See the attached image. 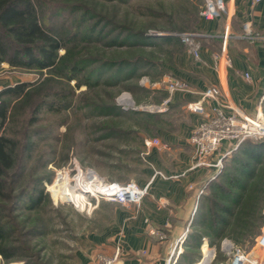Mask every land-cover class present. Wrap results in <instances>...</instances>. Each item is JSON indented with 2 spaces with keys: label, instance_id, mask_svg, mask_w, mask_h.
I'll return each mask as SVG.
<instances>
[{
  "label": "rangeland",
  "instance_id": "rangeland-1",
  "mask_svg": "<svg viewBox=\"0 0 264 264\" xmlns=\"http://www.w3.org/2000/svg\"><path fill=\"white\" fill-rule=\"evenodd\" d=\"M33 1L43 25L65 43L59 56L69 51L71 62H80V73L42 88L48 70L0 62L1 90L27 82L33 92L29 98L0 95V101L17 110L5 123L0 119V134L12 139L14 147L0 221L8 230L3 245L15 253L9 260L0 255V264H79L82 250L94 233L111 224L115 212L109 204L113 201L104 199L95 208L85 207L84 194L70 186L64 173L73 177L91 167L108 180L146 186L140 182L152 168L148 154L163 145L159 129L183 122L185 109L173 105L172 96L185 86L171 92L169 84L183 71L186 56L197 60L180 34L198 33L201 48L206 40L199 28L205 0ZM7 41L10 56L16 43ZM58 92H65L69 109L49 108ZM166 100L165 110L150 109ZM155 138L159 143L148 148L146 141ZM246 142L263 143L259 159L241 153L238 146L205 185L184 245L195 264H228L220 246L225 238L264 256L256 247L264 228V138ZM250 168L253 173L248 174ZM102 203L109 205L101 208ZM213 212L226 222L218 223Z\"/></svg>",
  "mask_w": 264,
  "mask_h": 264
},
{
  "label": "crops",
  "instance_id": "crops-1",
  "mask_svg": "<svg viewBox=\"0 0 264 264\" xmlns=\"http://www.w3.org/2000/svg\"><path fill=\"white\" fill-rule=\"evenodd\" d=\"M220 17L201 16L200 30L205 33L201 59H183L182 80L185 89L172 96L173 105H182L184 118L179 125L160 128L157 145L148 154L151 169L141 185H149L139 206L127 207L111 202L114 218L82 250L81 263L98 264L101 254L112 255L117 246L126 264H166L177 256V264H195L185 253L189 226L203 193L200 189L217 173L215 165L223 161L233 142H223L201 163L189 142L198 124L219 107L217 100L204 96L211 85L222 90L221 103L227 112L238 109L249 115L264 114V0H226ZM251 24L258 35L245 37L243 25ZM186 55V54H185ZM188 109V110H187ZM181 111V110H177ZM155 170L167 174L184 173L178 178L155 176ZM106 203V202H105ZM101 204V208L106 205ZM181 242V243H180Z\"/></svg>",
  "mask_w": 264,
  "mask_h": 264
},
{
  "label": "built area",
  "instance_id": "built-area-1",
  "mask_svg": "<svg viewBox=\"0 0 264 264\" xmlns=\"http://www.w3.org/2000/svg\"><path fill=\"white\" fill-rule=\"evenodd\" d=\"M260 1V0H257ZM226 0H205L201 16L214 18L220 17L223 10L226 9ZM245 33L249 38L254 39L258 35L251 31V24L245 23L243 25ZM182 40L190 47V51L194 54L197 60L201 59L200 44L196 41L198 33H181ZM184 83L178 79H171L169 90L174 92L177 89L184 88ZM1 91V89H0ZM204 96L217 100L219 107L215 112L202 120L198 126L193 130L189 142L195 148L196 154L201 163H207L206 158L213 154L220 145L225 141L233 142L234 146L227 152L230 154L234 149L240 146L243 142L249 139H263L264 138V114L249 115L234 109L232 112L225 110V105L221 103L222 90L216 86L211 85L204 91ZM167 101L161 105L152 106L151 110L163 111L167 108ZM159 139H151L146 141V146L151 148L157 145ZM222 161H218L215 165L220 167ZM68 176L70 186L76 191H81L87 198L88 204L85 207L95 208L100 200H109L121 205L132 207L139 206L148 193L149 185L142 187L138 183L131 181L127 183H120L117 181L108 180L101 176L94 168L87 167L77 170L73 177H70L68 172L64 173ZM184 173L167 174L161 170H155V176H161L165 179L178 178ZM205 186L200 189L199 196L204 192ZM205 239V238H204ZM181 243V242H180ZM210 246L207 241L204 242ZM177 249V256L171 258L166 264H177L178 254L181 252V244ZM221 250L228 255V264H264V256L261 254L253 255L248 253L234 244L230 239L225 238L221 242ZM256 247L264 252V228L256 238ZM213 257L216 255V247L212 246ZM98 264H126L121 258V248L116 247L112 255L101 254L99 256Z\"/></svg>",
  "mask_w": 264,
  "mask_h": 264
},
{
  "label": "trees",
  "instance_id": "trees-1",
  "mask_svg": "<svg viewBox=\"0 0 264 264\" xmlns=\"http://www.w3.org/2000/svg\"><path fill=\"white\" fill-rule=\"evenodd\" d=\"M8 38L16 43L14 53L10 56H8L7 49ZM63 47H65V43L62 37L45 27L41 22L37 5L33 0H0V62L7 61L13 66L36 67L41 72L48 70L49 74L43 79L42 88H49L55 79L64 77L70 81L77 78L78 73H80V62H71L69 51L59 56L58 51ZM77 85H81V82L78 81ZM32 93V89L29 88L27 82H20L5 86L0 95L29 98ZM47 93H50V90ZM55 96L57 100L50 104V109L63 110L72 106L71 102L64 101L65 92H58ZM16 111V109H10V103L7 100H1V123L3 124L7 119L13 117ZM246 141L240 145L239 150L248 157L258 160L261 154L259 149L263 146V143ZM247 165L249 166V164ZM13 166V141L9 137L0 134V198L5 194V177H7ZM250 173H253L251 168L248 171V174ZM225 195L230 197L232 192L228 190ZM222 211L225 213L231 212L228 207H223ZM213 216L217 218L218 223L226 222V218H221L215 212H213ZM7 234L6 224L0 221V255L4 260L12 259L15 256L11 248L3 245L7 239Z\"/></svg>",
  "mask_w": 264,
  "mask_h": 264
},
{
  "label": "bare ground",
  "instance_id": "bare-ground-1",
  "mask_svg": "<svg viewBox=\"0 0 264 264\" xmlns=\"http://www.w3.org/2000/svg\"><path fill=\"white\" fill-rule=\"evenodd\" d=\"M124 100L123 101H126V102H129V100L128 99H130L129 98V95H124ZM127 99V100H126ZM64 179H66L67 178V180H68V183H69V178L67 177V175H65L64 177H63ZM74 190H75V188H74ZM80 193V192H79ZM84 199H86L85 200V202L88 204V201H87V198L84 196ZM87 204L85 205V206H87Z\"/></svg>",
  "mask_w": 264,
  "mask_h": 264
}]
</instances>
